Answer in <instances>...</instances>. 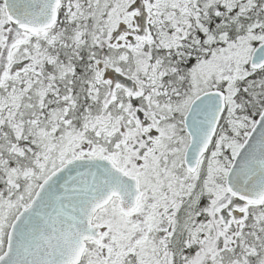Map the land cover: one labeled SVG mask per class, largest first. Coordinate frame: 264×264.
<instances>
[{
  "label": "snow or ice",
  "instance_id": "6c2138e0",
  "mask_svg": "<svg viewBox=\"0 0 264 264\" xmlns=\"http://www.w3.org/2000/svg\"><path fill=\"white\" fill-rule=\"evenodd\" d=\"M0 264H264V0H0Z\"/></svg>",
  "mask_w": 264,
  "mask_h": 264
}]
</instances>
